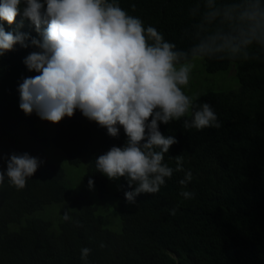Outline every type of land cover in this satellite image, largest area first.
<instances>
[{
  "label": "trees",
  "instance_id": "obj_1",
  "mask_svg": "<svg viewBox=\"0 0 264 264\" xmlns=\"http://www.w3.org/2000/svg\"><path fill=\"white\" fill-rule=\"evenodd\" d=\"M255 2L216 0L222 14L209 23L204 19L205 0H118L129 15L175 43V50L186 54L181 62L200 55L207 72L233 63L239 81L236 90H209L195 97L197 105L212 106L220 128L186 129L184 119L191 117L159 124L162 134L178 141L164 162L175 168L174 157L182 155L193 179L183 187L179 180L185 172L174 171L159 192L142 193L129 205L124 196L127 181L120 177L124 187H119L114 207L118 231L102 225L96 206L81 193L72 196L71 205L59 208L56 231L49 220L31 215L73 194L62 181L61 166L45 157L49 144L64 153L69 165H85L83 181L93 179L101 197L108 179L97 171L95 159L114 145L123 146L127 138L122 126L119 136L111 137L79 109L58 123L41 120L35 112L26 115L19 108L18 85L39 73L29 71L23 61L40 49L17 43L0 56V170L6 169L12 153L27 152L42 162L24 188L17 189L8 178L0 184V264H264V19L256 23L239 18ZM259 4L264 9V0ZM224 9L231 18H224ZM0 24L6 31L29 34V42L40 38L21 15L11 25ZM221 36H248L251 43L233 51L232 41L226 40L217 50ZM202 41L209 46L194 53ZM39 120L51 126L49 136L38 134ZM182 189L194 192V198L184 199ZM171 209H176L174 216ZM66 211L68 221L63 219ZM108 218L112 222V215ZM84 247L91 249L87 261L81 260Z\"/></svg>",
  "mask_w": 264,
  "mask_h": 264
},
{
  "label": "clouds",
  "instance_id": "obj_2",
  "mask_svg": "<svg viewBox=\"0 0 264 264\" xmlns=\"http://www.w3.org/2000/svg\"><path fill=\"white\" fill-rule=\"evenodd\" d=\"M204 6L207 22L221 16L216 0H205ZM17 15L30 20L40 37L29 42V34L6 31L0 24V56L17 43L40 49L24 58L28 70L39 75L19 83V108L52 123L71 118L79 109L111 137H118L122 126L124 145H114L96 157L95 166L110 180L126 179L129 190L124 196L129 205L136 204L142 193L159 192L174 171L185 172L179 184L186 187L193 174L185 171L182 155L174 157L175 168L164 162L170 146L178 141L162 134L159 124L191 117L184 119L186 129L221 127L209 103L197 105L182 90L193 70L191 64L181 62L186 54L176 51V44L154 26L145 27L141 18L129 15L118 0H23L22 7L21 0H0V21L11 25ZM231 15L223 10L224 18ZM239 18L256 23L264 19L259 0L240 12ZM226 40L232 41L233 51L251 43L248 36H221L215 48L221 50ZM208 46L202 41L193 52L203 53ZM40 163L27 152L10 154L6 169L0 170V184L8 178L17 189L24 188ZM88 186L94 187L93 179L89 178ZM180 195L192 199L195 193L182 189ZM170 214L174 216L176 209ZM63 219H71L67 211ZM90 252L82 248L81 260L87 261Z\"/></svg>",
  "mask_w": 264,
  "mask_h": 264
},
{
  "label": "rangeland",
  "instance_id": "obj_3",
  "mask_svg": "<svg viewBox=\"0 0 264 264\" xmlns=\"http://www.w3.org/2000/svg\"><path fill=\"white\" fill-rule=\"evenodd\" d=\"M184 62L193 66L189 84L182 89L189 96L195 98L201 93L209 90L231 91L236 90L239 86V81L235 74V65L233 63H231L225 70L207 72L204 66V60L200 55H195L192 59ZM36 126L38 134L41 136H49L52 133L51 126L45 124L41 120L36 123ZM45 157L61 166L63 169L62 181L72 188L73 194L61 202L47 204L42 209L33 212L31 215L49 220L51 225L50 228L56 231V226H58V222L60 220L59 208L63 205H71L72 196L77 193H81L87 195L91 199L92 204L96 206V213L101 216L102 225L109 229L118 231L119 218L117 217L118 215L116 209L114 210V207L119 201V197L117 195L120 187L119 179L110 180L106 176L108 179L107 191L100 197L97 194L95 186L89 188L88 184L83 181V173L85 171L84 164L69 165L66 161L64 153L50 144L45 149ZM111 215L112 222H109L108 216Z\"/></svg>",
  "mask_w": 264,
  "mask_h": 264
}]
</instances>
